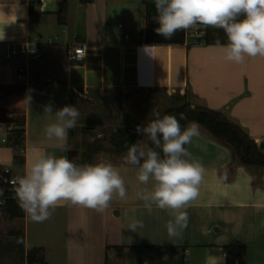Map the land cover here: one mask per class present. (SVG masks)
Segmentation results:
<instances>
[{"label": "crops", "instance_id": "1", "mask_svg": "<svg viewBox=\"0 0 264 264\" xmlns=\"http://www.w3.org/2000/svg\"><path fill=\"white\" fill-rule=\"evenodd\" d=\"M30 1L0 0V35L4 32L0 46L33 39L42 52L40 64L29 63L27 76L34 78L30 82L17 71L23 59L0 56V83H25L26 99L30 98L23 164H14L15 148L7 144L9 126L0 123V131L7 132L0 138L6 139L0 142V164L16 175L25 174L39 152L68 158V152L76 149L69 134L59 144L46 140L44 127L55 120L43 110L49 104L53 112L72 105L78 91L184 93L187 88L195 100L238 123L258 145L264 142V57L230 62L222 48L193 43L188 33L184 45L145 44V8L140 0H68L65 25L55 14L58 0L35 2V10L42 12L37 22L30 17ZM81 45L84 59L75 61L73 49ZM186 148L206 171L198 198L187 208L189 222L182 238L167 235L164 225L172 219L167 211L154 205L146 208L139 198L152 182L141 184L136 166L111 162L124 178L127 196L114 197L103 213L62 202L51 219L35 223L27 215L7 218L0 208V264H27L25 255L17 252L11 230L23 231L25 248L43 247L48 264H124V260L170 264L168 253L183 248L186 264H226L222 247L232 240L246 243L248 264H264V167L235 160L232 148L201 125ZM132 219L142 220L143 228L127 229ZM156 253L161 255L154 261Z\"/></svg>", "mask_w": 264, "mask_h": 264}, {"label": "clouds", "instance_id": "2", "mask_svg": "<svg viewBox=\"0 0 264 264\" xmlns=\"http://www.w3.org/2000/svg\"><path fill=\"white\" fill-rule=\"evenodd\" d=\"M154 31L171 39L178 31L195 29L198 25L222 29L227 43L217 41L225 59L237 64L246 57H264V0H154ZM4 39V32L0 40ZM30 98L25 101L29 104ZM43 112L54 116L55 122L44 127L46 140L53 144L66 142L69 130L77 125L80 112L75 105H65L53 112L45 105ZM185 114L157 113L147 124L137 125L135 131L150 143L138 140L128 146L124 163L136 166L141 184L152 182L150 190L138 193L146 208L153 205L167 211L164 227L172 239L182 238L187 228V208L199 196L206 169L185 147L199 135L200 125L189 121L183 127ZM15 198L20 209L35 223L52 218L62 202L103 213L114 197L125 199L127 188L120 170L111 162L77 164L66 156L39 152L25 174L13 181ZM2 194V192H0ZM143 221L132 219L127 229L137 232Z\"/></svg>", "mask_w": 264, "mask_h": 264}, {"label": "trees", "instance_id": "3", "mask_svg": "<svg viewBox=\"0 0 264 264\" xmlns=\"http://www.w3.org/2000/svg\"><path fill=\"white\" fill-rule=\"evenodd\" d=\"M30 1V17L32 21L37 22L42 14L35 10V2ZM145 8V28L143 42L149 45H184L187 40V30L178 31L171 39L160 37L154 29L159 25L155 22L156 10L154 2L142 0ZM68 0H58V7L55 12L57 21L61 25L68 22ZM204 27V26H203ZM202 35L199 38H193V43H204L216 45L217 41L221 44L227 43V38L222 29L213 27H204ZM195 97L189 93V89L181 97L172 96V105L163 111L160 117L165 114L175 115L179 119V114L186 115L187 120H180L183 127L187 126L189 121H196L203 126L214 138L232 148L235 160L249 166L264 167V151L259 149L258 143L238 124L227 118L221 111L211 109L201 103H194ZM0 123L9 126L7 142L15 148L14 164H23L25 155L21 152L24 149L25 125H26V84L25 83H0ZM73 102V98H72ZM156 118L153 116L146 122H138L131 116H125L123 123L118 126L112 134L110 141L118 153L124 154L130 144L142 139L137 134L135 128L137 125L147 124ZM74 128L69 130L72 135ZM146 143H150L148 140ZM186 147V146H185ZM68 159L77 164L93 163L90 153L84 152L80 155L77 149L68 152ZM16 175L13 170L0 164V208L7 218H23L25 213L18 206L15 198L14 185L5 178ZM11 234L16 236V247L19 254L25 255L27 264H48L43 247L29 246L25 248L22 243L24 233L21 230H11ZM223 251L226 257V264H248V247L241 240H232L225 244ZM117 249H121L118 247ZM182 264L185 259V248L181 251Z\"/></svg>", "mask_w": 264, "mask_h": 264}, {"label": "rangeland", "instance_id": "4", "mask_svg": "<svg viewBox=\"0 0 264 264\" xmlns=\"http://www.w3.org/2000/svg\"><path fill=\"white\" fill-rule=\"evenodd\" d=\"M37 64H40V61ZM174 95L181 97L183 92L169 93L164 89L76 92L72 105L79 110L80 118L72 134L74 148L78 149L80 155L90 151L94 162H124V154L118 153L110 141L116 128L123 123L126 115L138 122H146L157 113L161 114L172 105ZM192 101L200 103L194 99ZM5 133L6 130H1L0 138ZM140 141L146 143L147 137H142ZM171 253H168L172 257L170 264H182V253ZM160 255L156 253L152 259L157 261ZM124 264H128L127 260H124ZM158 264L166 263L161 261Z\"/></svg>", "mask_w": 264, "mask_h": 264}, {"label": "built area", "instance_id": "5", "mask_svg": "<svg viewBox=\"0 0 264 264\" xmlns=\"http://www.w3.org/2000/svg\"><path fill=\"white\" fill-rule=\"evenodd\" d=\"M189 31V32H188ZM187 33L193 38H199L202 35V30L199 29V25L195 29L187 30ZM0 56L6 60L13 59L14 57H19L24 60V64L18 66V73L24 77L26 82L33 81V77L27 76V70L29 63L39 62L42 59V52L40 44L33 39H27L23 42H6L3 46H0ZM85 56V47L77 46L73 49L72 59L75 61H82ZM6 141L5 138L0 139V142ZM21 152L24 154L25 149ZM18 175H12L10 178H5V181H10L12 183L13 179Z\"/></svg>", "mask_w": 264, "mask_h": 264}, {"label": "water", "instance_id": "6", "mask_svg": "<svg viewBox=\"0 0 264 264\" xmlns=\"http://www.w3.org/2000/svg\"><path fill=\"white\" fill-rule=\"evenodd\" d=\"M259 149L262 150V151L264 150V142H260Z\"/></svg>", "mask_w": 264, "mask_h": 264}]
</instances>
